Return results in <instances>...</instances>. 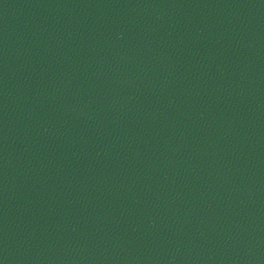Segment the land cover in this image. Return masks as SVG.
Returning a JSON list of instances; mask_svg holds the SVG:
<instances>
[{
  "label": "water",
  "instance_id": "obj_1",
  "mask_svg": "<svg viewBox=\"0 0 264 264\" xmlns=\"http://www.w3.org/2000/svg\"><path fill=\"white\" fill-rule=\"evenodd\" d=\"M0 264H264V0H0Z\"/></svg>",
  "mask_w": 264,
  "mask_h": 264
}]
</instances>
